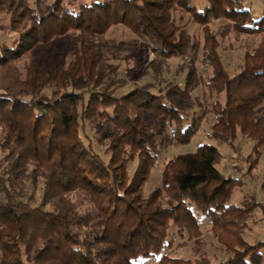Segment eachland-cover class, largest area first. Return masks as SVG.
I'll return each mask as SVG.
<instances>
[{
	"label": "trees",
	"instance_id": "obj_1",
	"mask_svg": "<svg viewBox=\"0 0 264 264\" xmlns=\"http://www.w3.org/2000/svg\"><path fill=\"white\" fill-rule=\"evenodd\" d=\"M175 8L190 14L201 38L172 19ZM0 11L8 13L15 34L0 42V264H135L138 257H158V264L262 263L264 238L247 242L243 233L257 209L264 213V202L253 195L244 203L232 200L244 182L219 169L222 154L214 143L167 160L162 186L143 192L164 143L148 115L171 128L173 143L189 142L205 120V111L186 108L188 88L196 83L193 68L182 85L156 89L145 82L120 93L134 69L119 76L113 63L119 55H108L97 38L121 24L146 40L155 57L192 64L202 51L209 82L223 90L222 100L212 102L207 137L232 147L238 133L253 140L243 158L252 173L264 153V117L257 114L264 99V16L253 19L242 0H0ZM217 19L232 23L221 38L230 30L261 36L232 75L212 30ZM72 30L78 42L69 59L57 53L50 68L37 60V45ZM22 57L30 60L24 75L15 65ZM86 121L107 123V160L81 139ZM27 181L42 183L37 205L25 196ZM202 221L223 245L225 259L162 253L174 244L170 229L198 240Z\"/></svg>",
	"mask_w": 264,
	"mask_h": 264
},
{
	"label": "rangeland",
	"instance_id": "obj_2",
	"mask_svg": "<svg viewBox=\"0 0 264 264\" xmlns=\"http://www.w3.org/2000/svg\"><path fill=\"white\" fill-rule=\"evenodd\" d=\"M65 2L69 0H64ZM88 1V0H84ZM197 1V0H193ZM199 2V1H198ZM201 5L202 3H197ZM243 8L250 12L253 19H258L264 16V0H242ZM172 19L182 25L189 33H192L201 38L200 28L195 23L190 14L179 8L172 9ZM9 15L5 11H0V42L11 41L15 34L9 30L8 26ZM212 30L217 33L220 40L218 51L221 55L224 68L232 75L239 70L243 54L245 51H252L259 43L260 35L250 34H236L233 30L223 38L220 37V31L225 27H231L232 23L227 19H217L212 21ZM98 41L105 45L111 53L119 55L118 59H114L115 64H119L120 74H124L125 69H134L133 74L125 87L119 90L124 93L134 86L151 82L154 83L155 88L162 87L166 82H172L182 85L184 78L189 68H193L194 73L190 80L196 82L188 88L190 97L185 100L186 108L189 113H203L205 111V120L203 121L197 134L187 143H173L170 139L172 132L171 128L162 124L154 116L148 115L153 123L155 129L160 131L161 139H164L162 151L159 158L156 160L155 166L151 169L150 175L143 186V192L147 195L156 187L163 184L164 178L162 169L164 163L173 158L179 153L192 152L196 147L204 142L214 143L220 150L222 158L218 164L219 169L226 175L239 176L243 179V184L234 190L232 200L244 203L248 198L246 195H253L256 199L264 202V191L261 192L260 184L264 176V153L259 156L256 167L248 173L247 165L244 163L245 158L252 150L254 145L253 140L242 136L238 133L237 138L233 142V147L229 144L219 142L218 140L208 139L207 134L210 132L211 123L214 120V111L212 102L215 99L223 97V90L216 88L209 81L211 76V68L205 64L201 57L200 51L198 58L190 64L187 59L182 57L162 59L155 57L150 51V47L146 40L139 39L131 32V30L124 25L116 24L111 26L106 33L99 36ZM78 42V32L72 30L62 36L53 38L46 45H37L35 51L37 53V60H43L50 68L55 63V56L57 53L65 55L68 59L72 55V51ZM130 56L129 59L123 57ZM109 61L113 59L107 57ZM107 60V61H108ZM28 57H22L16 61L15 65L20 69L24 75L25 65L29 62ZM192 66V67H191ZM155 89V90H156ZM44 93L50 94V89L46 88ZM257 114L264 117V99L258 107ZM107 123L105 121H86L81 130V139L85 142H91L93 148L107 160L108 155L105 154L104 148L108 145L110 138L107 136ZM0 157L2 153L0 151ZM135 162L129 165V171L132 172L135 167ZM246 172V173H245ZM251 173V174H250ZM26 198L31 197V203L37 205L40 202L42 193V183L38 181L33 185L31 181L26 182L25 190ZM254 220H249L248 229L243 233V238L247 242H255L258 239L264 238V213L257 209L255 211ZM209 222L202 221L200 226V237L187 239V235L183 238L178 237L175 230L170 229V238L174 239V244L171 248L164 247L162 253H167L171 257H182L187 259H199L203 256L210 259L211 262L217 263L227 257L223 245L216 239L214 233L208 229ZM180 241H185V245L176 246ZM261 254L264 264V248L261 249ZM135 264H158V257L143 258L138 257Z\"/></svg>",
	"mask_w": 264,
	"mask_h": 264
}]
</instances>
